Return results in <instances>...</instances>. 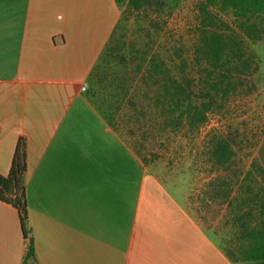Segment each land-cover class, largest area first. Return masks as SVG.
I'll use <instances>...</instances> for the list:
<instances>
[{
	"label": "crops",
	"instance_id": "crops-1",
	"mask_svg": "<svg viewBox=\"0 0 264 264\" xmlns=\"http://www.w3.org/2000/svg\"><path fill=\"white\" fill-rule=\"evenodd\" d=\"M119 18L115 0H0V174L21 141L26 264H234L211 215V163L187 208L87 94ZM253 154L264 168V132ZM25 250L17 210L0 201V264Z\"/></svg>",
	"mask_w": 264,
	"mask_h": 264
},
{
	"label": "rangeland",
	"instance_id": "rangeland-1",
	"mask_svg": "<svg viewBox=\"0 0 264 264\" xmlns=\"http://www.w3.org/2000/svg\"><path fill=\"white\" fill-rule=\"evenodd\" d=\"M141 1L138 10L126 3L118 6L119 21L90 71L86 91L98 108L116 119L118 131L129 137V144L137 147L152 170L180 186L186 207L193 210L210 172L214 184L222 178L234 189L255 157L264 132V33L257 41L243 36L245 50L253 54L257 70L241 80L224 106L208 112L206 121L196 129L184 126L170 130L164 128L153 106L155 86L144 78L147 59L158 55L178 79L184 75L199 81L192 50L200 0ZM221 17L234 24L230 13L223 12ZM212 134L231 141L235 156L228 171L215 167L209 172L208 141ZM211 212L225 245L233 236L225 206L214 199Z\"/></svg>",
	"mask_w": 264,
	"mask_h": 264
},
{
	"label": "trees",
	"instance_id": "trees-1",
	"mask_svg": "<svg viewBox=\"0 0 264 264\" xmlns=\"http://www.w3.org/2000/svg\"><path fill=\"white\" fill-rule=\"evenodd\" d=\"M140 9L141 0H115ZM196 41L192 65L199 81L178 77L167 62L152 54L147 59L145 80L155 86L153 106L164 128L196 129L206 121L207 113L219 111L241 80L257 70L252 53H247L243 36L254 41L264 33V0H200L196 4ZM230 13L233 23L221 17ZM180 65H185L181 62ZM193 82L195 85L193 86ZM209 162L212 168L228 171L235 151L231 141L220 134L209 137ZM25 147L19 141L14 149L6 175L0 174V201L10 204L19 215L26 250L22 264L34 260V245L28 238L27 202L24 173ZM234 185L226 179L213 184V199L224 205L233 236L225 253L234 264H264V168L252 157L249 168ZM216 202V201H215Z\"/></svg>",
	"mask_w": 264,
	"mask_h": 264
}]
</instances>
